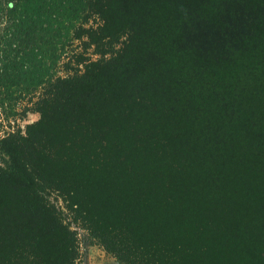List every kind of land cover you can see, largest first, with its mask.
Wrapping results in <instances>:
<instances>
[{
	"label": "trees",
	"instance_id": "trees-1",
	"mask_svg": "<svg viewBox=\"0 0 264 264\" xmlns=\"http://www.w3.org/2000/svg\"><path fill=\"white\" fill-rule=\"evenodd\" d=\"M85 38L102 58L53 76ZM22 102L0 264H78L55 192L124 264H264V0H0L5 121Z\"/></svg>",
	"mask_w": 264,
	"mask_h": 264
},
{
	"label": "rangeland",
	"instance_id": "rangeland-1",
	"mask_svg": "<svg viewBox=\"0 0 264 264\" xmlns=\"http://www.w3.org/2000/svg\"><path fill=\"white\" fill-rule=\"evenodd\" d=\"M98 22L99 21L96 22L95 19H91L88 25H96ZM85 41H87L86 38L74 42L75 44L73 47L68 50L69 55L65 54L60 60V63L55 66V69L52 71L53 76L67 75L64 64L68 62L73 54L87 53L85 55L92 60L102 58L100 54H96L95 46L85 49ZM19 105L20 106L17 107V115L15 114L14 116H11L12 118L10 122L4 120L5 116L1 113L0 108V139L14 129L19 128L25 130L26 125L33 124L39 120V115L37 113L28 112L27 114H24L21 107L25 106L26 102H22ZM7 162L8 157L0 152V167L5 168ZM50 201L55 206V210L59 213L63 224L73 233L74 237L77 238L79 246L78 264H124L114 253H111L105 248L98 236L93 232L90 224L81 218L80 214L76 212L75 207L70 204L64 195L55 192L51 196Z\"/></svg>",
	"mask_w": 264,
	"mask_h": 264
}]
</instances>
